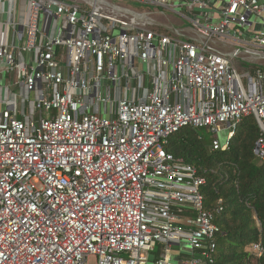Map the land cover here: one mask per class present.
<instances>
[{"label": "built area", "instance_id": "obj_1", "mask_svg": "<svg viewBox=\"0 0 264 264\" xmlns=\"http://www.w3.org/2000/svg\"><path fill=\"white\" fill-rule=\"evenodd\" d=\"M263 60L264 0H0V264H217L223 206L164 144L252 117L264 162Z\"/></svg>", "mask_w": 264, "mask_h": 264}, {"label": "trees", "instance_id": "obj_2", "mask_svg": "<svg viewBox=\"0 0 264 264\" xmlns=\"http://www.w3.org/2000/svg\"><path fill=\"white\" fill-rule=\"evenodd\" d=\"M248 64L250 71L259 68ZM197 128H184L169 138L165 149L195 164L206 178L202 188L205 206L223 211L216 215L221 227L217 264H264L249 251L254 242L264 246V162L254 154L259 128L254 118H245L226 149H212L211 138Z\"/></svg>", "mask_w": 264, "mask_h": 264}, {"label": "rangeland", "instance_id": "obj_3", "mask_svg": "<svg viewBox=\"0 0 264 264\" xmlns=\"http://www.w3.org/2000/svg\"><path fill=\"white\" fill-rule=\"evenodd\" d=\"M166 14L171 18V20L173 21L174 25L180 26V27L190 26V22L185 21L184 19L178 17L176 14H174L172 12H169V11H167ZM161 20L167 23V20H165V19H161ZM217 46L220 47V48H223L225 50H232L234 48V47H228L224 43H218ZM236 63H237L238 67H244V66L246 67V65H248V63H250V61L249 60H243V59H236ZM258 64L264 67V60L258 62ZM200 130H201L202 133H207L206 137L212 139V136L207 132L206 129H200ZM176 134L177 133L172 134L170 136V138H172V139L175 138ZM90 264H94V259H91Z\"/></svg>", "mask_w": 264, "mask_h": 264}, {"label": "crops", "instance_id": "obj_4", "mask_svg": "<svg viewBox=\"0 0 264 264\" xmlns=\"http://www.w3.org/2000/svg\"><path fill=\"white\" fill-rule=\"evenodd\" d=\"M261 68H264V67H261ZM238 69L240 72H246V71L250 70L248 67H238Z\"/></svg>", "mask_w": 264, "mask_h": 264}]
</instances>
